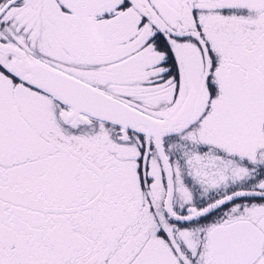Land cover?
I'll use <instances>...</instances> for the list:
<instances>
[{"label":"flooded vegetation","instance_id":"flooded-vegetation-1","mask_svg":"<svg viewBox=\"0 0 264 264\" xmlns=\"http://www.w3.org/2000/svg\"><path fill=\"white\" fill-rule=\"evenodd\" d=\"M249 1L232 0L245 12L256 10ZM228 9L227 0H0V241L16 257L12 264H156L169 239L165 222L198 219L250 194L238 192L202 210L194 201L189 214L182 212L179 167L193 160L185 138L194 117L187 96L203 95L201 64L218 92V67L233 66L229 59L251 75L245 66L252 45L248 38L233 42ZM21 21L32 42L41 36L50 44L42 54L29 50ZM254 57L264 70V55ZM54 73L149 115L157 128L125 129L84 112L77 116L72 104L44 87ZM155 136L173 182L169 205ZM131 165L143 177L131 175ZM163 175L164 197L153 188L136 190L144 182L157 186ZM151 212H162L155 234ZM246 225L233 227L248 230L252 240L262 236L263 250L260 225ZM226 230L214 228L211 255Z\"/></svg>","mask_w":264,"mask_h":264},{"label":"rangeland","instance_id":"rangeland-1","mask_svg":"<svg viewBox=\"0 0 264 264\" xmlns=\"http://www.w3.org/2000/svg\"><path fill=\"white\" fill-rule=\"evenodd\" d=\"M260 1H249L257 9L245 12L239 3L227 0L229 5L227 19L231 25L227 32L234 43L239 39L248 38V44L252 45L250 58L245 66L250 69L248 71L251 75H247V72L243 73L246 75H242V71L236 67L235 69L234 61L230 59L228 62H232L233 66L221 64L219 61L221 65L218 67V80L222 86L218 92L213 89L211 81L205 78L206 67L204 63L201 64L199 69L201 81L198 89H203V95L197 93L193 96L189 92L190 95L187 96L188 112L194 117L191 118L188 128L191 135L185 134V138L188 141L191 139L189 148L192 149L193 160H184L182 167H179L182 212L185 214L192 211L194 201L197 202V209L202 210L204 207L217 205L235 193L245 191L250 194L238 195L232 201L215 206L211 213L198 219L182 224L165 222L163 229L169 239L166 237L162 242L164 250L162 247L160 251L163 258L155 255L156 264H184V261L186 264H219L210 254L213 246L211 233L215 227L216 231L245 224H251L249 226L253 228L254 222H257L260 225L257 230L264 233V70L258 67L256 64L258 59L254 57L264 55L261 42L264 40V3ZM51 5L53 9L54 3ZM218 16L222 14L218 13ZM218 16L213 19H218ZM20 23L21 33L25 37L28 34L27 30L25 31L28 23L23 21ZM25 39L29 50L34 53L42 54L44 46H50L41 36L33 42L29 34ZM233 53L237 52L233 50ZM195 87V84L191 86L193 89ZM198 100L204 102L202 113L198 109ZM67 132L69 131L66 130ZM175 135L178 137L179 132ZM182 138L185 139L184 135ZM183 152L186 153L185 150ZM230 157L232 159H229ZM128 171L133 176L143 177L144 174L132 165ZM162 180L163 182L159 181L157 186H152L151 183L147 187L144 182L136 190L147 191L153 188L163 193L164 197L167 187L164 175ZM257 191L261 193V198L253 196ZM160 215L162 216V212H151L149 221L154 234L162 227L155 223ZM6 245L0 241V264H12L11 261L16 259ZM262 251L254 264H264V248Z\"/></svg>","mask_w":264,"mask_h":264},{"label":"water","instance_id":"water-1","mask_svg":"<svg viewBox=\"0 0 264 264\" xmlns=\"http://www.w3.org/2000/svg\"><path fill=\"white\" fill-rule=\"evenodd\" d=\"M23 56V52L21 53ZM34 68V67H33ZM51 82L44 84L54 94L65 102L72 104L77 116L79 113H86L95 118H102L111 123H116L127 129L139 124H146L150 129L157 128V122L137 109H132L125 103H121L114 97H110L101 91L86 85L71 75L54 73L48 77ZM159 125V124H158ZM160 126V125H159ZM156 137V136H155ZM157 145L161 148V158L167 171L168 180V205L173 194L170 169L167 167V158L161 145L160 137H156ZM170 214L177 220L184 217L179 216L172 210ZM263 237L252 240L248 230L239 227L222 232V243L212 252V258L221 264H249L256 260L262 253Z\"/></svg>","mask_w":264,"mask_h":264}]
</instances>
